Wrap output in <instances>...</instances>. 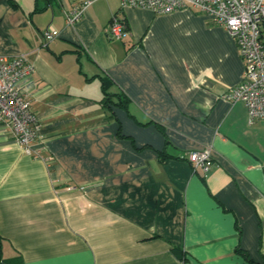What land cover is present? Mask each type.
I'll use <instances>...</instances> for the list:
<instances>
[{
    "label": "crops",
    "instance_id": "0c3cea01",
    "mask_svg": "<svg viewBox=\"0 0 264 264\" xmlns=\"http://www.w3.org/2000/svg\"><path fill=\"white\" fill-rule=\"evenodd\" d=\"M35 9L0 0V56L35 66L22 88L40 126L38 158L0 126V261L252 264L241 249L264 264V122L224 97L245 71L230 33L197 10L155 15L122 0ZM115 15L125 41L107 35ZM50 30L60 35L46 46ZM103 79L130 113L103 106ZM159 126L180 158L160 161ZM204 148L212 168L195 172L186 155Z\"/></svg>",
    "mask_w": 264,
    "mask_h": 264
},
{
    "label": "built area",
    "instance_id": "2783aa9c",
    "mask_svg": "<svg viewBox=\"0 0 264 264\" xmlns=\"http://www.w3.org/2000/svg\"><path fill=\"white\" fill-rule=\"evenodd\" d=\"M92 3L86 1L66 12L67 25L79 22ZM122 8L149 9L155 15L197 10L225 28L237 42L245 71L242 82L224 97L232 103L244 102L251 124L264 122V0H122ZM59 35L57 30L46 31L45 45ZM107 35L112 40L125 41L130 35L128 22L115 15ZM35 72L26 55L0 56V126L8 129L27 154L38 158L34 146L39 137V120L32 110L30 96L22 88V83ZM186 159L195 172L207 173L212 168L213 150H193Z\"/></svg>",
    "mask_w": 264,
    "mask_h": 264
},
{
    "label": "trees",
    "instance_id": "16d2710c",
    "mask_svg": "<svg viewBox=\"0 0 264 264\" xmlns=\"http://www.w3.org/2000/svg\"><path fill=\"white\" fill-rule=\"evenodd\" d=\"M57 2V0H36V12H42L44 10H47L48 8L54 6V4ZM112 87V84L109 80L103 79V88H104V99L102 100V104L104 107L111 109L113 107H118L126 110L130 113V104L131 100L128 98V96L120 90L118 93H110V88ZM160 130L165 134L167 138V134L165 130L159 126ZM171 147V143L167 138V145L166 149L160 153V161L162 163L167 162L168 160L172 158H180L178 156L173 155L170 153V150L168 148ZM174 252L178 254V256H181V253L175 249ZM238 252H240L248 261H250L252 264H258L255 261H253L248 253L244 252L243 250L239 249ZM0 264H12L9 260H1Z\"/></svg>",
    "mask_w": 264,
    "mask_h": 264
}]
</instances>
